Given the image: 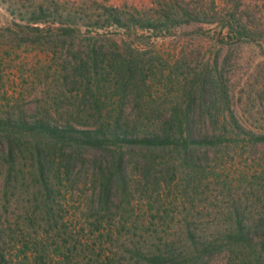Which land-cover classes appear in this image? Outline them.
I'll return each instance as SVG.
<instances>
[{"label": "trees", "instance_id": "obj_1", "mask_svg": "<svg viewBox=\"0 0 264 264\" xmlns=\"http://www.w3.org/2000/svg\"><path fill=\"white\" fill-rule=\"evenodd\" d=\"M3 2H9L14 20L0 29V35L11 42L55 48L81 36L85 41L62 64L59 88L70 107L61 106L54 112L53 107L43 108L29 115L23 106H14L0 113L5 197L11 184L23 182L40 207L51 214L59 205L64 181L71 182L84 173L93 190L95 219L91 224L99 229L105 223L112 235L118 216L129 212L126 206L135 199L157 202L154 195L159 196V189L169 188L179 178L186 244L177 246L160 235L151 247L132 240L122 243L120 255L107 256L101 264H206L208 257L223 251L241 264H264V158L241 175L237 189L208 168L212 150L243 155L264 147V122L245 125L240 119L218 56L213 64L183 78L178 75L180 62L168 74L161 70L166 81L160 80L164 90L157 93L156 59H144L147 54L126 41L122 50L118 40L110 37L112 30L125 37L141 32L159 37L171 34L177 26L219 23L224 31L219 35L222 44L256 42L254 32L238 15V7L235 13L215 18L191 3L173 5L153 16L107 3L87 11L68 9L56 0ZM196 32L203 33L200 29ZM109 40L112 43H106ZM252 76L259 85L255 92L261 101L248 95L250 108L243 109L251 117L254 108L264 114V60ZM65 88L70 95L65 94ZM130 95L133 103L128 110L124 103ZM209 173L218 179L229 200L224 225L212 238L199 231L192 217ZM169 217V211L152 214L153 221L162 223ZM127 218L121 217L120 234L127 230L123 223ZM2 235L0 220V242Z\"/></svg>", "mask_w": 264, "mask_h": 264}, {"label": "rangeland", "instance_id": "obj_2", "mask_svg": "<svg viewBox=\"0 0 264 264\" xmlns=\"http://www.w3.org/2000/svg\"><path fill=\"white\" fill-rule=\"evenodd\" d=\"M14 1L35 3L39 0ZM56 1L67 4L68 9L87 11L97 9L98 4H106L103 0ZM186 3L197 5L198 11L215 18L224 16L227 12L235 13L234 9L238 7V15L243 16L248 28L254 32L256 42L222 44L219 42L222 32L219 23L177 26L171 29V34L159 37H150V32L125 37L121 31L119 33L112 30L110 37L118 40L122 50L126 41L133 48L146 53L144 59H156L155 73L158 77L154 90L157 93L164 90L163 84L166 81L160 75L161 70L168 74L172 67L180 62L182 67L178 75L183 78L184 75L201 70L205 64H213L218 56L219 69L228 79L232 104L240 119L245 125L256 120L264 122V114L256 108L252 117L244 112L245 108H250L248 95L261 101L255 92L259 85L254 83L252 75L257 64L264 60V0H136L132 3L125 2L119 7L154 16L173 5L186 6ZM8 5L9 2L0 0V29L14 20ZM199 29L203 33H197ZM84 44L83 36L74 42L68 41L66 45L59 44L54 48L38 43L20 45L0 35V113L14 106H23L29 115L43 108L53 107L54 112L58 107L69 106L59 88L63 74L62 64L64 60L72 58L71 52H76ZM65 94L70 95L68 90ZM262 99L264 103V97ZM132 103L130 95L124 105L129 110ZM261 158H264V147L261 146L243 155L239 152L229 154L223 149L212 150L208 168L209 172L219 175L221 180L227 181L237 189L241 175ZM211 173L200 188L205 193L195 200L196 209L192 214L199 231L210 238L216 236L217 229L223 227L224 213L229 210L226 193ZM179 182L177 178L169 188L164 186L159 189V196L154 195V199H158L157 202L135 199L126 206L129 212L118 216L111 235L105 223L99 229L91 224L95 218L91 209L93 190L90 177L83 173L73 177L71 182L65 180L58 198L59 205L50 214L40 207L41 203L34 199L32 190H27L23 182L11 184L12 187L5 197L6 167L0 159V220L3 228L0 254L4 256L3 259L0 258V264H101L107 256L116 253L120 255V251H123L122 243L141 241L142 245L151 247L159 235L165 237V240L175 242L177 246H183L186 244V230L182 222V198L177 185ZM262 206L264 207V200ZM122 208L118 209V212H121ZM156 211H169L168 222L162 223L158 219L153 221L152 214ZM50 216L56 220H52ZM122 216H125V219L128 217L127 221H123L127 230H121L120 234ZM152 222H156V225ZM108 235H111V239H108ZM206 264L241 263L240 259L223 251L208 257Z\"/></svg>", "mask_w": 264, "mask_h": 264}, {"label": "built area", "instance_id": "obj_3", "mask_svg": "<svg viewBox=\"0 0 264 264\" xmlns=\"http://www.w3.org/2000/svg\"><path fill=\"white\" fill-rule=\"evenodd\" d=\"M62 1L73 2V1H77V0H62ZM103 1H105L106 3H108L111 6L119 7L121 4H123L125 2L132 3V2H135L136 0H103ZM142 1L147 2L150 0H142Z\"/></svg>", "mask_w": 264, "mask_h": 264}]
</instances>
